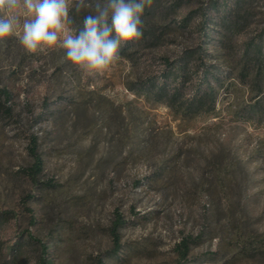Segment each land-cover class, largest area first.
Masks as SVG:
<instances>
[{"label": "rangeland", "instance_id": "rangeland-1", "mask_svg": "<svg viewBox=\"0 0 264 264\" xmlns=\"http://www.w3.org/2000/svg\"><path fill=\"white\" fill-rule=\"evenodd\" d=\"M168 1L193 27L223 3ZM254 12L248 35L264 0ZM196 37L176 31L138 67L119 57L103 73L74 67L59 46L0 45V264H178L186 237L194 244L183 264H264V123L226 111L223 91L221 116L186 118L127 87ZM34 140L38 184L27 175ZM118 214L127 224L115 254Z\"/></svg>", "mask_w": 264, "mask_h": 264}, {"label": "trees", "instance_id": "trees-1", "mask_svg": "<svg viewBox=\"0 0 264 264\" xmlns=\"http://www.w3.org/2000/svg\"><path fill=\"white\" fill-rule=\"evenodd\" d=\"M257 0L215 1L197 15L196 27L190 18L176 21V2L153 0L142 17L143 36L135 42L122 46L119 57L130 61L134 67L141 65L146 50L162 48L167 35L176 31L197 34L194 44L184 48L175 57L162 56L163 69L155 74L140 73L127 87L135 95L153 104H164L178 115L196 118L202 115L221 116L218 105L222 91L231 99L225 110L235 117L264 123V19L253 35L246 34L245 26L252 18ZM87 11L77 15L70 13L73 29L83 27ZM110 23V21H109ZM245 24V25H244ZM9 40H14L9 38ZM242 99V102L239 100ZM247 99V100H246ZM241 104V105H240ZM243 106V108H242ZM31 155L33 164L27 175L35 184L44 170V161L34 140ZM121 214L114 220L110 235L115 243V254L121 252L120 230L126 226ZM194 241L184 238L177 245L183 264L191 252ZM43 264V263H42ZM99 264H104L101 260Z\"/></svg>", "mask_w": 264, "mask_h": 264}, {"label": "clouds", "instance_id": "clouds-1", "mask_svg": "<svg viewBox=\"0 0 264 264\" xmlns=\"http://www.w3.org/2000/svg\"><path fill=\"white\" fill-rule=\"evenodd\" d=\"M152 3L153 0H0V45L15 37L28 54L59 46L74 67L103 73L119 59L122 46L142 38V17ZM73 11L77 15L89 13L80 29L70 27L74 23L70 15Z\"/></svg>", "mask_w": 264, "mask_h": 264}]
</instances>
